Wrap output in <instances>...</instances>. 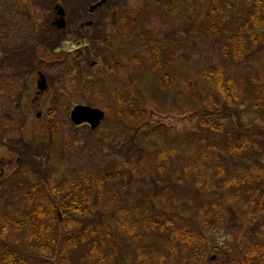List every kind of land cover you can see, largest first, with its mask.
I'll return each instance as SVG.
<instances>
[{"label": "rangeland", "instance_id": "374dc122", "mask_svg": "<svg viewBox=\"0 0 264 264\" xmlns=\"http://www.w3.org/2000/svg\"><path fill=\"white\" fill-rule=\"evenodd\" d=\"M98 1L0 0V143L43 145L37 153L0 145L10 165L0 183V220L29 210L24 193L32 182L122 167V185L94 194L93 218L77 227L88 239L64 248L66 262L86 264L95 245L108 264H209L264 249V102L236 109L215 78L223 73L237 92L255 96L264 87V41L255 37L264 34L263 21L242 30L249 54L238 62L230 54L243 9L256 0H237L236 10L224 0H110L90 14ZM60 10L65 30L58 29ZM260 12L264 17V5ZM133 18L140 25L130 38L125 28ZM53 40L56 47L43 48ZM124 95L134 102L133 117L121 105ZM53 103L56 135L48 136ZM79 105L106 113L97 131L75 130L70 113ZM232 141L249 143L237 159L225 155ZM145 220L187 231L190 251L174 236H156ZM28 264L50 263L31 256Z\"/></svg>", "mask_w": 264, "mask_h": 264}, {"label": "trees", "instance_id": "16d2710c", "mask_svg": "<svg viewBox=\"0 0 264 264\" xmlns=\"http://www.w3.org/2000/svg\"><path fill=\"white\" fill-rule=\"evenodd\" d=\"M107 1L110 2V0ZM222 2L229 9L236 10L235 8H237V0H224ZM262 5H264L263 1L256 0L252 5L245 6L243 9L246 15L241 17L243 20L241 30L230 40L232 50L230 54L233 62H238L249 54V48L243 46L242 30L247 29L250 23L261 21L264 23V17L260 12ZM138 25L140 22L137 19L128 20L125 28L126 35L130 36L132 32L134 34L130 38L135 35L138 31ZM255 37L259 43L264 41V34ZM57 44L58 41L53 40L46 45V48ZM215 78L219 79L216 87L217 91L222 94V98L225 99V103L236 106V109H241L250 103H252V107L254 104L259 108L262 107L264 87H261L255 96L254 92L243 89L237 92L234 83L227 79L223 73ZM120 101L122 107L128 106L130 110L128 115L133 117L134 114L131 112L133 111V100L131 98L126 99L124 95L122 99L120 97ZM57 112V106L53 103V108L49 109L46 116L45 130L48 136L56 135L53 122ZM209 125V121L205 123V126ZM248 146L249 143L246 141L242 143L232 141L231 146L227 147L225 155L237 159L247 151ZM42 148L43 145H40L39 150ZM161 170L164 171L165 167H162ZM125 177L126 171L121 167L117 171L103 172L96 177L86 176L78 180L62 181L59 177L51 176L32 182L25 188L24 193V197L28 200L29 210L24 214L22 212H10L0 220V264H28L31 256L40 257L50 264L54 258L61 259V264H70L66 262L67 254L64 248L76 250L88 239L87 231L78 230L77 227L85 228L86 223L93 218L95 207L99 204V199L98 197L94 198V194L101 197L104 186L110 183L122 185ZM123 187L125 186L123 185ZM249 193L253 194L254 190H249ZM215 210L219 211L216 207ZM215 215L218 216V214ZM206 219L207 222H212L210 218ZM145 222H147V229L154 231L155 235L162 239L171 240L170 238L173 236L178 238L182 241L185 252L190 251V246L194 244V241L191 243L190 237L186 235L187 231L178 230L170 220L162 223H159L158 220H145ZM261 229L263 236L261 238L264 240V222ZM184 235L187 240H184ZM86 264L108 263L102 255L101 249L95 245ZM209 264H264V249L254 248L244 254L239 250L235 256L218 260L214 258Z\"/></svg>", "mask_w": 264, "mask_h": 264}, {"label": "water", "instance_id": "95a60500", "mask_svg": "<svg viewBox=\"0 0 264 264\" xmlns=\"http://www.w3.org/2000/svg\"><path fill=\"white\" fill-rule=\"evenodd\" d=\"M105 1H102L90 8V13L93 14L98 8H100ZM59 15L62 16L63 21L60 25V29L66 27V22L64 20L65 13L64 11L59 12ZM40 91H45L47 89V83L44 76L41 75V81L38 85ZM106 114L104 111L92 108L88 106H76L70 114V120L75 127H81L83 125H88L91 127L92 131H96L101 126L102 122L105 120Z\"/></svg>", "mask_w": 264, "mask_h": 264}, {"label": "flooded vegetation", "instance_id": "af4514ba", "mask_svg": "<svg viewBox=\"0 0 264 264\" xmlns=\"http://www.w3.org/2000/svg\"><path fill=\"white\" fill-rule=\"evenodd\" d=\"M48 90H49V88L46 91L42 92V93H45ZM0 145L1 146H4V147L5 146L7 147V143L6 142L0 143ZM7 148H10L13 151H19V152H21L23 149H26L27 150V148H28L30 150L32 147H31V144L28 145L23 140V144L9 143V145H8ZM9 167H10V165H5L3 163V161H2V159L0 158V183L3 181L4 177L6 176V173H7L8 169H9Z\"/></svg>", "mask_w": 264, "mask_h": 264}]
</instances>
